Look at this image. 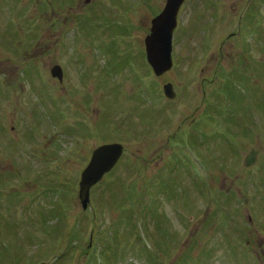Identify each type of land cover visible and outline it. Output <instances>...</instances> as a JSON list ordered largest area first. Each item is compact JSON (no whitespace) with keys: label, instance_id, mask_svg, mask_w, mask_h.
Returning <instances> with one entry per match:
<instances>
[{"label":"rangeland","instance_id":"obj_1","mask_svg":"<svg viewBox=\"0 0 264 264\" xmlns=\"http://www.w3.org/2000/svg\"><path fill=\"white\" fill-rule=\"evenodd\" d=\"M85 1L0 0V264H264V0H187L161 78L144 40L167 0Z\"/></svg>","mask_w":264,"mask_h":264},{"label":"water","instance_id":"obj_2","mask_svg":"<svg viewBox=\"0 0 264 264\" xmlns=\"http://www.w3.org/2000/svg\"><path fill=\"white\" fill-rule=\"evenodd\" d=\"M185 1L167 0L164 11L152 21L151 32L145 39L147 61L157 77H162L173 68L174 32L178 26L179 11ZM52 76L62 82V68L54 67ZM164 94L170 100L176 99L173 84L164 86ZM123 154L124 146L119 143L103 145L93 151L91 161L82 172L79 184V198L84 210H88L91 203V189L112 172ZM255 160L256 153L254 152L247 159L246 165L252 166Z\"/></svg>","mask_w":264,"mask_h":264},{"label":"flooded vegetation","instance_id":"obj_3","mask_svg":"<svg viewBox=\"0 0 264 264\" xmlns=\"http://www.w3.org/2000/svg\"><path fill=\"white\" fill-rule=\"evenodd\" d=\"M64 23H66V20H65V22ZM251 49H248L247 51H245V53L247 54V53H251V51H250ZM242 51H243V49H242ZM259 51H257V53H258ZM45 53H43L42 55H44ZM260 54V53H259ZM36 56H39V54H36ZM257 57L258 56H256V55H254V57L253 58H255L256 60H258L257 59ZM33 59H35V58H33ZM54 67V66H53ZM52 67V68H53ZM46 72H47V70H46ZM64 75H65V71H64ZM53 81H57V80H55V79H53ZM212 93H214V92H212ZM212 97H213V95H212ZM208 123H209V126H211V121H208ZM210 129H211V127H210ZM243 142L245 141V143H246V145L247 144H249V143H253L254 145H256V144H260V146L262 145V140L260 139V138H255V139H252V138H250V139H241ZM246 147H248V146H246ZM252 149H256L255 147H253Z\"/></svg>","mask_w":264,"mask_h":264}]
</instances>
